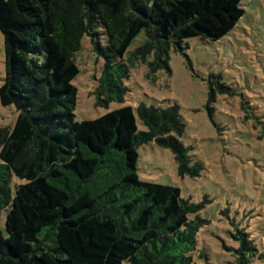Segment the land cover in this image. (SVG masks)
<instances>
[{
    "label": "trees",
    "instance_id": "trees-1",
    "mask_svg": "<svg viewBox=\"0 0 264 264\" xmlns=\"http://www.w3.org/2000/svg\"><path fill=\"white\" fill-rule=\"evenodd\" d=\"M241 1L0 0V102L18 109L13 125L0 127V211L9 207L0 264H198L192 252L208 222L200 214L206 200L143 179L137 166L139 146L155 141L173 152L180 174L201 173L181 139L179 104H126L77 120L75 54L90 36L103 58L98 103L123 102L136 61L152 55L155 71L168 67L170 52L183 51L189 37L220 39L245 13ZM142 31L145 41L126 56ZM211 77L210 112L218 92L232 93ZM237 239L235 264H248L259 248L244 228Z\"/></svg>",
    "mask_w": 264,
    "mask_h": 264
},
{
    "label": "rangeland",
    "instance_id": "rangeland-1",
    "mask_svg": "<svg viewBox=\"0 0 264 264\" xmlns=\"http://www.w3.org/2000/svg\"><path fill=\"white\" fill-rule=\"evenodd\" d=\"M241 5L245 13L233 29L215 41L202 36L185 39L183 51L170 52L168 67L153 71L152 55L136 61L126 80L129 91L123 102L98 103L94 91L103 58L93 50L90 36H83L75 54L80 68L73 80L78 87L77 120L126 104L135 108L141 103L179 104L186 121L181 139L192 147L193 160L203 164L201 173L180 174L173 152L155 141L139 146L137 166L143 179L179 186L182 197L196 203L206 200L200 214L208 222L199 230L192 252L198 264H235L239 228L259 248L248 264H264L259 256L264 251V0H242ZM145 38L144 31L139 33L126 56ZM5 72L0 31V86ZM211 75L232 88V93H217L212 112L207 106ZM17 113L15 105L0 102V127L12 126ZM137 122L140 130H146L138 115ZM8 209L0 211L2 230ZM45 242L52 244L49 239Z\"/></svg>",
    "mask_w": 264,
    "mask_h": 264
}]
</instances>
